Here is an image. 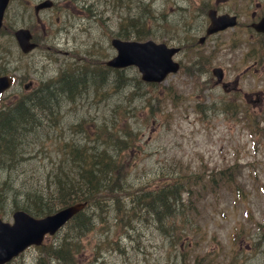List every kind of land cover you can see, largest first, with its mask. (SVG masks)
Segmentation results:
<instances>
[{"label": "rangeland", "instance_id": "374dc122", "mask_svg": "<svg viewBox=\"0 0 264 264\" xmlns=\"http://www.w3.org/2000/svg\"><path fill=\"white\" fill-rule=\"evenodd\" d=\"M39 1L11 0L6 9L0 72L15 74L16 81L2 100L30 94L59 71H71V64L88 71L83 79L89 83L72 101L64 97L58 123L45 122L47 133L43 124L27 134L20 178L29 176L34 182L39 170L53 166L59 140L93 147L101 144L98 133L111 128L132 146L120 154L123 181L130 188L117 200L125 208L132 190L152 188L166 174L210 175L233 166L236 179L212 195L204 192L197 215L187 214L193 229L183 227L178 240L140 217L131 221L133 229H118L115 200L106 196L107 205L93 212V227L82 236L70 237L68 223L39 248L30 247L6 264H48V251L64 239L75 244L77 264H264V61L254 64L244 56L250 44L244 26L254 6L247 0H52L53 7L41 11L37 24L33 6ZM207 7L237 13L239 27L212 35L202 48L183 46L176 56L181 69L165 82L144 83L134 66L105 68L103 62L115 55L112 37L133 39L141 31L145 39L177 44L192 22L187 10L200 15L194 21L203 24ZM20 27L30 29L38 44L26 55L13 37ZM190 29L196 44L203 32ZM216 66L224 71L228 95L211 75ZM224 101L235 107L228 110ZM253 117L251 124L247 120ZM33 140L41 144L32 148ZM4 202L0 218L11 222L12 207Z\"/></svg>", "mask_w": 264, "mask_h": 264}, {"label": "trees", "instance_id": "16d2710c", "mask_svg": "<svg viewBox=\"0 0 264 264\" xmlns=\"http://www.w3.org/2000/svg\"><path fill=\"white\" fill-rule=\"evenodd\" d=\"M134 38L142 40L144 34L138 31ZM85 75L83 70L64 74L57 83H47L0 106V203L7 200L12 210L21 208L33 216H43L59 207L86 201L87 209L69 221L72 233L68 235L80 237L93 227V212L106 205L105 197L111 196V200H115L118 229L124 232L133 229L131 221L138 215L145 220L153 217L164 234L178 240L183 227L190 224L189 228L193 229L190 219L197 215L198 203L205 197L204 192L212 195L222 186H232L236 179L233 166L210 175L184 172L175 177L166 174L164 181L152 188L139 186L132 190L129 207L125 208L117 200V195L130 188L123 181L126 175L120 164V154L126 149L130 151L132 146L125 142L128 138L121 140L111 128H106L104 135L98 133L102 137L101 144L93 147L59 140L54 151L60 155L53 166L39 170L41 173L37 174L34 182H30L33 178L29 176L21 175L20 178V170L26 165L22 162L21 151H27V134L43 124L42 132L47 133L46 119L58 123L60 98L64 96L73 100L85 85L81 81ZM61 88H64V93L59 92ZM228 109H232L230 102ZM188 213L191 216H187ZM76 251L75 244L64 239L58 248L48 251V264H77Z\"/></svg>", "mask_w": 264, "mask_h": 264}, {"label": "water", "instance_id": "95a60500", "mask_svg": "<svg viewBox=\"0 0 264 264\" xmlns=\"http://www.w3.org/2000/svg\"><path fill=\"white\" fill-rule=\"evenodd\" d=\"M7 3L8 0H0V25ZM50 6L51 1L46 0L36 5L34 9L37 12L41 8ZM211 14L210 11L211 24L207 29V34L235 24L234 17L224 15L215 18ZM14 35L22 52L26 53L35 47V44L30 41L31 34L27 29L20 28L14 32ZM111 45L117 50V55L107 61L106 65L120 68L134 64L141 72L144 81L159 82L164 79L167 73L176 72L178 69V65L171 60L176 49L167 48L162 43L156 44L153 41L137 43L113 38ZM213 73L218 80L221 79L220 69H214ZM9 84L10 79L1 76L0 92L6 89ZM85 204L74 203L43 218H34L23 210H17L12 214V225L0 219V264L17 256L27 246L39 245L45 234H54L67 220L81 211Z\"/></svg>", "mask_w": 264, "mask_h": 264}, {"label": "flooded vegetation", "instance_id": "af4514ba", "mask_svg": "<svg viewBox=\"0 0 264 264\" xmlns=\"http://www.w3.org/2000/svg\"><path fill=\"white\" fill-rule=\"evenodd\" d=\"M248 3L251 5V3H253L254 6V10L251 12L250 15V23L249 24H245V27L248 28V41L249 42H255L257 40L260 39H264V33H258L255 32L250 24L254 23V22H258L260 19L264 18V0H247ZM236 17L239 20L238 14H236Z\"/></svg>", "mask_w": 264, "mask_h": 264}, {"label": "bare ground", "instance_id": "6f19581e", "mask_svg": "<svg viewBox=\"0 0 264 264\" xmlns=\"http://www.w3.org/2000/svg\"><path fill=\"white\" fill-rule=\"evenodd\" d=\"M156 19H157V18H154L155 21H156ZM166 26H167V25H162V26H161V22L159 23V27H160L161 29H162V28H163V29H166ZM189 29H190V28H188V29L186 28V29H182V31H181V32L184 34V36H183V37H184V41H183V43L185 44V47H186L188 50H190V49H192V48L195 47V44L191 41L192 36H191V31H190V30H192V29H190V30H189ZM136 30H137V29H136ZM136 30H135V31H136ZM172 30H174V29H172ZM167 31L170 32V28H168ZM126 35H127V34H125V35H123V36H126ZM72 71H73V70H72ZM72 71H64V74H70ZM64 74H63V75L61 74L58 78L64 77ZM88 83H89V82H87L86 85H87ZM86 85H85V87H86ZM59 92H60V93H64V88L59 89ZM59 92H58V93H59ZM114 118H115V117H114ZM13 119H14V118H13ZM26 141H28V140H26ZM30 144H31V147L34 148V145H38V146H39L41 143H39V142L33 140V141L30 142ZM21 152H23V155L26 153V152H24V151H21ZM23 155H22V158H23V161H22V162H24V160H25V158H26V157H24ZM106 205H107V204H106ZM106 205L103 204V206L101 205V206H100L99 208H97L96 210H102L103 207L106 206ZM113 207H114V211H115V206H113ZM18 209H20V208H18ZM138 217H140V215H138L137 218H138ZM140 218H142V217H140ZM152 220H153V217H152L151 219H148V220L143 219L142 221L146 223V222H149V221H152ZM133 228H134V224H133ZM36 247L39 248L40 245H39V246H36Z\"/></svg>", "mask_w": 264, "mask_h": 264}]
</instances>
